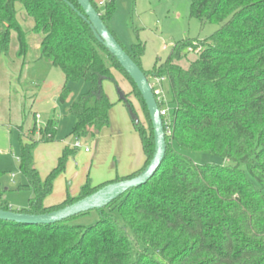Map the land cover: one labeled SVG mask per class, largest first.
Returning a JSON list of instances; mask_svg holds the SVG:
<instances>
[{
  "label": "trees",
  "instance_id": "trees-1",
  "mask_svg": "<svg viewBox=\"0 0 264 264\" xmlns=\"http://www.w3.org/2000/svg\"><path fill=\"white\" fill-rule=\"evenodd\" d=\"M108 26L115 0L101 11ZM17 3L34 21L32 32L42 35L40 59L65 74L59 101L71 95L70 82L84 80L88 92L72 103L76 122L70 136L85 137L111 126L115 106L104 82H115V70L134 86L146 124L140 121L127 95L120 96L130 111L145 162L126 176L94 185L90 176L77 196L67 194L59 205L45 206L56 179L65 173L75 149L65 147L53 170L42 178L35 150L56 141L57 117L32 131L40 139L21 141L19 186L33 196L27 208L13 209L0 182V209L44 214L80 200L103 186L138 176L155 150L154 132L137 86L95 35L76 0H0V57L7 55L12 32L18 56L28 52L27 33L17 19ZM191 16L204 26L220 27L207 39L178 42L166 61L153 70L142 67L144 45L127 50L147 77H164L173 93L175 110L163 117L167 151L153 177L97 210L92 226L71 224L81 213L50 225H26L0 220V264H264V0H190ZM192 48L198 58L189 68L178 64L182 51ZM120 88H118L119 91ZM158 103L160 109L165 105ZM186 152H201L227 161L195 164ZM1 176V173H0Z\"/></svg>",
  "mask_w": 264,
  "mask_h": 264
},
{
  "label": "rangeland",
  "instance_id": "rangeland-1",
  "mask_svg": "<svg viewBox=\"0 0 264 264\" xmlns=\"http://www.w3.org/2000/svg\"><path fill=\"white\" fill-rule=\"evenodd\" d=\"M94 1L103 11L105 4L110 0ZM16 8L17 19L27 33L28 52L25 58L18 56L17 34L12 32L9 52L0 59V182L10 206L20 210L28 207L29 198L33 196L31 191L19 189L20 185L26 183V177L20 170L21 138L26 136L29 140L40 139L38 134H32L30 131L35 120L39 128L44 126L49 118L55 116L59 120L56 142L40 145L36 151L37 169L42 177L46 176L57 165L58 156L65 143L71 144L70 148L75 149L73 144L76 137L70 136V133L76 119L69 111L72 103L89 91L90 84L84 80L70 82L69 87L72 90L70 97L65 103L59 101V94L65 84V74L52 63L38 59L40 50L38 51L37 41L41 37L32 32L34 21L27 15L22 4L17 3ZM108 26L127 50H130L134 44L143 43L145 52L142 67L146 71H151L158 63L166 61L178 42L186 39H207L220 27L215 23L203 26L198 19L193 18L190 0H115V11ZM181 55L178 64L184 68H189L198 58L196 52H190L187 48ZM115 76L119 87L115 82L107 80L104 82V90L110 96V100L119 105L118 120L122 122L124 116L127 117L131 127L135 129L128 106L119 100L118 88H120L119 91L125 93L134 104L140 121L146 124L145 112L135 95L134 86L123 72L115 70ZM162 91L164 106L169 110V114H172L175 105L169 82H162ZM35 113L38 115L34 118ZM112 135L113 128L110 126L109 132L94 137H80L91 152L78 148L69 158L66 179L68 183L72 181L74 183V188L68 185L69 191L75 190L78 182L82 179L87 180L88 176L94 180L95 176L91 175V170L105 172L114 161V156L120 160V141L111 140ZM134 143L141 152L142 146L138 135L134 138ZM100 146L103 159L102 162L96 163L92 160L96 155L98 156ZM185 154L195 164L210 163L220 166L227 164L222 158L206 153L186 152ZM122 158L124 160V157ZM91 164L94 165L92 169ZM74 170L77 172L75 178L72 172ZM12 174L16 175L15 179H12ZM56 188L51 197L63 189L59 184ZM98 219L97 210H92L89 214L72 220L71 224L92 226Z\"/></svg>",
  "mask_w": 264,
  "mask_h": 264
},
{
  "label": "water",
  "instance_id": "water-1",
  "mask_svg": "<svg viewBox=\"0 0 264 264\" xmlns=\"http://www.w3.org/2000/svg\"><path fill=\"white\" fill-rule=\"evenodd\" d=\"M83 10L81 16L86 19L100 42L117 59L121 67L133 80L146 104L154 132L155 150L147 167L136 177L103 186L94 193L77 200L58 210L44 214H28L0 209V220L26 225H50L62 222L81 213L99 210L122 196L128 190L146 184L159 169L166 151L167 140L161 109L157 102L149 78L128 55L116 37L103 22L100 14L90 0H76Z\"/></svg>",
  "mask_w": 264,
  "mask_h": 264
},
{
  "label": "crops",
  "instance_id": "crops-1",
  "mask_svg": "<svg viewBox=\"0 0 264 264\" xmlns=\"http://www.w3.org/2000/svg\"><path fill=\"white\" fill-rule=\"evenodd\" d=\"M33 26H34V24H33ZM39 35H40L41 38H39V40L37 41V42H39L37 44L38 51L40 50V46H41V42H42V35L41 34H39ZM1 58H3V56H1L0 59ZM38 59L40 61H43L42 59H40V54L38 56ZM114 75H115V73H114ZM118 93H119L118 94L119 97L125 94L121 90L118 91ZM109 95H110V93H109ZM118 106L119 105H117L115 103V106L113 107V109L111 111V126L113 128V135L111 136V140H119L120 141L119 144L121 145L120 146L121 147V150H120L121 157H120V160H117V156H114V161L110 164L109 168L103 173H100L98 171L94 172V171L91 170V175L95 176L94 180L92 179L94 185H99V184H103V183L112 181V180L116 179L117 177H126V176L138 171L139 169H141L143 167V165H144V162H145V155L143 153V150L141 152L138 151V149L136 148V145L134 143V138H136V135H138V133L136 132L135 129H133L131 127V123H130V121H129V119L127 117L124 116V119H123L122 122H120L118 120V113H117ZM36 115H38V113H35L34 118L36 117ZM35 123L38 125V122L36 120H35ZM122 125L124 126V128H123ZM58 129H59V120H58ZM109 130H110V127L109 128H104L101 131H96L95 133L91 132L87 136H93L94 137L95 135H100L103 132H109ZM30 131H31L32 134H38L40 136L38 131L35 132V133L32 131V129ZM87 136H85V137L87 138ZM31 139H32V141L36 140V139H33V138H31ZM20 141L30 142L31 140H29L26 136H24V138H21ZM74 141H75V139H74ZM54 142H56V141H54ZM54 142L41 143V144L38 145L37 149L39 148L40 145L52 144ZM140 144H141V141H140ZM70 146H71V144H69V145L67 144L66 145V143H65L64 147L62 148V151H63V149L65 147H70ZM85 146L88 147L87 144H85ZM116 147H117V145H116ZM37 149L35 150V161H36V151H37ZM62 151H61L60 155L62 154ZM90 152L91 151H89L88 153H90ZM95 154H96V152H95ZM60 155L58 156V158L60 157ZM122 157H124V160H123ZM94 158L95 159L92 160L93 162L94 161H96V163H99V161L102 162L103 158H102V147L101 146H100V149H99V152H98V156L96 155ZM35 166H36V162H35ZM93 167H94V165L91 164V169ZM36 168H37V166H36ZM86 169L87 168H85V170ZM89 170H90V168H89ZM72 172H73L74 178L77 177V172L75 170L72 171ZM46 176H43V177L41 176V177L44 179V178H46ZM66 176H67V171H65V173H63L62 175H60L56 179L55 184H54L53 192L45 200V206L51 207V206H56V205H59V204L63 203L65 201L68 193L71 194V196H73V197L77 196L79 191H80V187L86 182V180L82 179V181L78 182V185L75 188V190L69 191L68 185L70 187L74 188V186H73L74 183H73V181L68 183V180L66 179ZM15 178H16V175L12 174V179H15ZM83 181H85V182H83ZM58 182H61V183H58ZM58 184L63 189H60L59 192L54 195V197H51L52 194H54V192L56 191V189H57L56 187H57Z\"/></svg>",
  "mask_w": 264,
  "mask_h": 264
},
{
  "label": "built area",
  "instance_id": "built-area-1",
  "mask_svg": "<svg viewBox=\"0 0 264 264\" xmlns=\"http://www.w3.org/2000/svg\"><path fill=\"white\" fill-rule=\"evenodd\" d=\"M188 50L190 52H196L197 53V51L193 50L192 48H189ZM148 78H149V82H150V84H151V86L153 88V91H154V94L156 96L157 102L162 104L163 101H164L163 91H162V82L165 81L166 79L164 77H154V76H150ZM161 116L168 118L166 123H165V126H166L167 129H169L170 128L169 127L170 126L169 110L165 106H163L161 108ZM73 147L75 149L84 148L86 152L90 151V148L86 147L85 144L83 143V141L81 140V138H78V137L75 138Z\"/></svg>",
  "mask_w": 264,
  "mask_h": 264
}]
</instances>
